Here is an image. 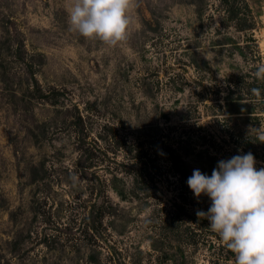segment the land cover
Wrapping results in <instances>:
<instances>
[{
    "label": "rangeland",
    "instance_id": "obj_1",
    "mask_svg": "<svg viewBox=\"0 0 264 264\" xmlns=\"http://www.w3.org/2000/svg\"><path fill=\"white\" fill-rule=\"evenodd\" d=\"M136 2L109 48L68 0H0V264H234L187 179L264 168V0Z\"/></svg>",
    "mask_w": 264,
    "mask_h": 264
},
{
    "label": "clouds",
    "instance_id": "obj_2",
    "mask_svg": "<svg viewBox=\"0 0 264 264\" xmlns=\"http://www.w3.org/2000/svg\"><path fill=\"white\" fill-rule=\"evenodd\" d=\"M136 0H68L70 30L89 40H99L109 48L125 43L133 23ZM264 82V64L254 72ZM259 95V89H253ZM264 143V126L250 129ZM187 185L199 200L207 196V212L198 218L234 256V264H264V168L257 169L251 152L221 160L210 176L194 169Z\"/></svg>",
    "mask_w": 264,
    "mask_h": 264
},
{
    "label": "trees",
    "instance_id": "obj_3",
    "mask_svg": "<svg viewBox=\"0 0 264 264\" xmlns=\"http://www.w3.org/2000/svg\"><path fill=\"white\" fill-rule=\"evenodd\" d=\"M240 8L238 6H234V7H231L228 11H229V19L231 22L234 23V28L238 31H241V30H245L247 29L248 27H246L247 25H242L240 23V17H239V14H240ZM40 97L44 100V99H49V97L47 96L46 92L40 88ZM231 113H242L240 111H231Z\"/></svg>",
    "mask_w": 264,
    "mask_h": 264
}]
</instances>
